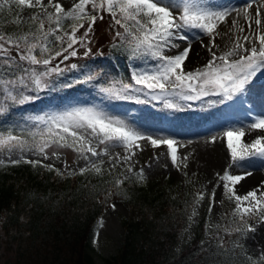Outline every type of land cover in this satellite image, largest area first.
Returning <instances> with one entry per match:
<instances>
[{
  "label": "rangeland",
  "instance_id": "rangeland-1",
  "mask_svg": "<svg viewBox=\"0 0 264 264\" xmlns=\"http://www.w3.org/2000/svg\"><path fill=\"white\" fill-rule=\"evenodd\" d=\"M206 1L211 0H199V3L203 4ZM57 2L68 10L78 0H57ZM156 2L163 6H169L173 16L179 22L178 18L182 15V8L173 5L180 4L182 0H156ZM44 3L47 4L48 0H44ZM13 4L14 0H7V2L6 0H0V8L11 7ZM13 9L16 10L15 7ZM38 11L36 8L19 6V9L16 10L18 15L14 18L15 26L10 35L18 37L30 31L35 32L38 22L33 23L31 17ZM49 11H52V9H49ZM260 12L264 13V9H261ZM94 14H97L98 17L102 15L103 19L98 18L94 26L92 25L93 28L85 40L86 47L81 46L79 43L75 44L73 49H69L68 52L64 53V56H68V59H64V56L55 58L60 60L55 63V66H58L61 71L59 74L52 73L45 78L44 82L48 85L46 89L39 93L33 92L30 90L33 87L31 81H26L29 88L26 89L23 86H19L14 90V94L23 92L28 96L38 95L39 99L35 102L15 104L11 100H7L3 94H0V102L7 105V110L0 115V123L2 120L8 121L11 127L7 128L6 131H1L2 128H0V135H7L11 132L14 135L21 136L27 142L23 151L19 148H14L11 152L7 149L0 150V162H2L0 165L14 163L17 160L20 163H24L23 161L25 160L40 161L35 167L51 165L52 170H59L65 177L79 176L81 169L88 168L89 170L83 172V174L88 179L87 188L89 190H102L104 188H109L111 191L114 190L113 194L109 192L110 190H107L108 195L105 197H107L109 204L107 202H104V204L108 206V209L97 224L93 235V255L99 264H103L107 258L115 256L122 248L124 241L122 222L129 216V192L122 186V183L118 184L117 181L126 180L128 184L132 185V188L138 187L140 189V186H144L152 192L153 197L160 196L162 199L171 198L181 201L182 208L179 210L181 217L183 219L185 217L188 218V224L183 231V242H190L198 234V227L205 215H207L208 221L207 236H211L223 222L222 202L226 197L231 196V193H228L224 187L228 182L221 179L226 172L234 176L243 177L240 183L232 186L236 195L243 196L255 190L259 197L260 193L264 192V159L253 157L234 164L227 148V139L223 136L224 131L228 129L233 127L246 128L247 125L253 122V120H238L234 117L238 112L247 115L248 110L244 108L245 103L241 99L238 101L239 96L231 101L222 100V97L219 96H207L201 100L184 101L177 95H169L161 100H151L148 96L138 94L141 100L148 101L146 103L109 98V95L101 91V89L112 88L115 90L122 83H126V81L122 82L120 79L122 76L120 70L118 71L117 69L116 72L118 80L109 82L100 72L91 73L84 68L89 65L90 61H94L91 60L93 57L107 61L108 56L105 55V50L112 45L118 44L119 39L127 33H125L124 28L115 24L112 16L106 11ZM143 19L141 17V20ZM244 19L247 25L244 28L246 30L245 33L254 34L251 35L254 39L250 46L245 47L250 48L251 44L255 43L258 48V36L263 31L261 27H257L255 32L254 28H249L248 20ZM17 21L19 22L17 23ZM73 23L84 24V27L80 28L76 33L78 38L82 37L89 27L87 20L65 21L63 31L58 32L57 35L63 36L64 32H70ZM129 26H132L131 22H129ZM48 27L49 25L46 23L45 28L47 29ZM111 29L116 32V38L111 36ZM197 31L194 34L195 38L199 36V39H210V36L199 30ZM118 32L121 33L120 36L117 35ZM137 34L139 35V33ZM51 37L49 36L48 39ZM54 43V46L50 48V53H47V55L54 56L57 51L66 48L67 37H65L63 44L57 40ZM184 47L185 45H182L179 49L182 51ZM167 48V46L163 48V55L165 56H173L180 52L179 49V51H171ZM88 49H91V52H88ZM230 49L232 48L227 49L226 52ZM72 50L77 52L75 57L70 56ZM224 53H218L216 56ZM211 55L206 56L197 65H191L186 59L184 70L187 72L202 69L212 59ZM241 55H244L242 51L229 59L235 61ZM127 60L131 65V74L145 71L149 73L155 72L162 63L150 53L141 51L133 54L130 46ZM221 63L219 60L216 61L217 65ZM72 65H76V67L73 68ZM38 66L40 67L35 69L38 73L52 68L45 69L43 65ZM55 66L53 65V67ZM12 70L13 68L6 69L4 67L3 74L10 77ZM21 75H25V73L23 72ZM89 75L95 78L86 83L80 82L84 81ZM68 85L71 86L69 87ZM169 91L171 92L172 89L169 88ZM176 91L178 92L179 89ZM263 92L264 70H261L258 71L245 94L259 96ZM240 96L243 97L244 95ZM165 101L177 104L179 108H169L166 106ZM76 107H94L102 110L111 118L122 120L128 127L153 139H174L177 149L176 162L173 163L170 150L166 145L154 148L148 140H141L138 141L140 148H133L132 151L135 155H132L118 143L103 145L99 144L98 139H91V137L89 139H91L92 146L101 153L98 156H92L91 153H87L88 159L85 160L79 153L70 148H59L53 145L46 150L47 158H45L43 154L35 150V145L39 142L40 136L36 135L33 137L30 134L36 133L44 127L43 125H38L35 118L62 113ZM12 108L17 110L18 113H14L8 119H5ZM260 118H264V116ZM247 131L262 132L260 130ZM213 138H215L214 143ZM105 148L108 150L107 155L103 154ZM199 150H204L208 161L217 164V166L210 168L202 164ZM54 152L57 155H53ZM93 163L100 167L101 171L99 173L91 168ZM141 170H143V180L138 176ZM213 193L215 194L214 198ZM201 196L203 199H200ZM55 197L57 198V196ZM250 204L254 206V202H243V206H249ZM235 208L237 209L236 200ZM179 211L176 213H179ZM248 223L255 226L254 232L242 231L240 238L231 240L230 244H213L204 261L213 262L214 264H229V261L226 260L236 253L241 254L245 258L252 257L253 262L264 256V223L260 222L258 218L249 220ZM5 261V257L0 258V264H6L7 262Z\"/></svg>",
  "mask_w": 264,
  "mask_h": 264
},
{
  "label": "snow or ice",
  "instance_id": "snow-or-ice-1",
  "mask_svg": "<svg viewBox=\"0 0 264 264\" xmlns=\"http://www.w3.org/2000/svg\"><path fill=\"white\" fill-rule=\"evenodd\" d=\"M14 3L17 6L39 10L31 17L33 23L38 22L35 32L30 31L18 37L0 33V94H3L7 100H11L15 104L35 102L39 99L38 95L28 96L23 92L14 94L15 89L19 86L27 89L29 85L26 81H31L33 87L30 90L39 93L48 87L44 82L45 78L52 73L59 74L61 69L55 66L38 73L35 69L23 68L22 65H19L16 56L12 55V49L16 50L20 61H25L29 65L42 64L47 67L53 59L64 56L65 52L73 49L75 44L79 43L81 46L86 47L85 40L92 30V25L96 23L98 18L103 19L102 15L98 17L94 13L104 11L110 14L115 24L124 28L125 33L132 38L130 47L133 54L143 51L162 61L155 72L134 73L132 76L134 84L122 83L115 90L102 88L101 91L107 93L109 98L134 100L137 103L148 102L140 99L138 94H142L150 97L151 100H161L169 95H177L184 101L201 100L207 96H219L222 97V100L231 101L235 97L245 94L258 71L264 70V33L258 36V48L255 43H252L250 48L244 47L237 39L232 49L220 56H216L213 52L212 59L202 69L194 71L186 72L184 70V62L191 51L190 43L178 54L173 56L163 55V48L168 45H171L172 48H180L179 44L172 43L173 39L188 40V37L180 32L181 29H199L202 33L213 37L214 40L213 34L218 24L224 22L233 11L242 13L248 20L249 27H251L252 16L249 10L253 6L252 0H249L242 8H225L223 10L210 9L200 4L199 0H182L180 4L173 5L182 8V15L178 18L179 22L173 16L169 6H163L156 0H78L68 10L57 0H48L47 4L44 3V0H14ZM49 9H52V11H49ZM261 9H264V4H260L255 13L257 26L261 24V19H259ZM141 17L144 19L141 20ZM83 20L88 21L89 27L82 37L78 38L76 33L84 27L83 23H73L70 32H64L63 36L57 35L58 32L63 31L65 21L77 22ZM129 22H131V27ZM46 23L49 25L47 29L45 28ZM233 26H236V21H233ZM240 31L243 32L244 29L240 28ZM117 35L120 36L121 33L118 32ZM49 36H55L61 44L65 42V37H67V47L57 51L54 56L40 59L36 54L37 49L40 50L41 55L50 53L48 47ZM253 39L250 36L243 37L245 43H251ZM213 47H215L214 43ZM208 50L212 51L211 48ZM241 51L244 55H241L238 60L231 61L229 59L238 55ZM88 52H91V49H88ZM76 55L75 50L70 52V56L75 57ZM64 59H68V56H64ZM217 60L222 63L217 65ZM4 66H7L8 69L19 66L23 68L25 75H21L17 79H7L2 75ZM72 67L75 68L76 65H72ZM94 78V76L89 75L84 81L80 82L86 83ZM169 88L172 89L171 92ZM177 89H179L178 92ZM165 103L169 108H179V105L170 101H165ZM6 110L7 105L0 102V115ZM35 119L38 125L44 127L39 129L38 132L30 134L33 137L40 136L39 142L35 145V150L43 154L45 158H47L46 150L55 145L59 148H70L87 160V153H91L92 156L101 154L91 143V139H98L99 144L103 145L118 143L132 155H135L132 151L133 148H140L138 141L148 140L154 148L166 145L170 150L173 163L177 159L176 141L174 139H153L145 136L128 127L124 121L113 119L102 110L94 107H76L69 111L36 117ZM246 129L264 131V118L254 117L253 122L247 125L246 128L233 127L224 131L223 136L227 139V148L234 164L253 157L264 159V135L258 136L251 143H245L243 137L246 134ZM214 142L215 138H213ZM26 144L27 142L21 136L14 135L11 132L7 135H0V150L7 149L11 152L12 149L19 148L23 151ZM103 154H108L107 148L104 149ZM53 155L57 154L54 152ZM23 162L33 165L40 163V161L32 160ZM14 163H20V161L17 160ZM44 167L52 170L51 165H44ZM91 168L97 173L101 171L95 163L91 165ZM88 170V168L81 169V174ZM56 171L58 175L62 174L59 170ZM138 176L141 180L144 179L143 170L138 173ZM221 179L228 182L224 187L228 193H231L229 198L236 200V212L244 224L243 229H236V231L254 232L255 226L249 224L245 217L251 219L256 216L260 222L264 223V192H261L259 197L255 190L239 196L236 195L232 186L240 183L243 177L226 172ZM117 183L121 184L123 181H117ZM214 196L213 193V198ZM200 199H203V197L201 196ZM245 201L254 202V206L252 204L243 206ZM248 259L252 260V257H248ZM254 264H264V256L258 258Z\"/></svg>",
  "mask_w": 264,
  "mask_h": 264
},
{
  "label": "trees",
  "instance_id": "trees-1",
  "mask_svg": "<svg viewBox=\"0 0 264 264\" xmlns=\"http://www.w3.org/2000/svg\"><path fill=\"white\" fill-rule=\"evenodd\" d=\"M13 7L19 9L15 3L0 8V33L5 35H10L15 26L14 18L18 13ZM119 40L118 44L105 50L107 61L94 58L84 69L100 72L110 82L118 80L116 69L119 68L124 82L132 83L127 62L132 38L126 34ZM55 41V36L48 39L49 49ZM36 54L40 59L51 56L41 55L39 49ZM12 55L24 68L40 67L20 61L15 49ZM57 60L53 59L45 69L55 66L60 61ZM11 72L10 77L2 75L17 79L23 69L16 66ZM14 113L18 111L10 109L5 119ZM0 128L6 131L11 127L8 121L2 120ZM87 185L85 174L65 177L58 175L56 170L29 163L0 165V258L5 257L6 264H99L93 255V235L108 209L104 204L109 202L105 197L107 190L111 194L114 190H89ZM122 186L129 192V216L122 222L124 241L118 253L103 264H214L204 261L210 247L230 244L242 234V231H236L243 229L244 224L236 213L233 198L223 200V222L215 233L207 236L205 215L198 234L190 242H183L188 218L181 217V201L153 197L146 187L132 188L126 180ZM255 218L245 217L247 222ZM226 261L229 264H254L239 253Z\"/></svg>",
  "mask_w": 264,
  "mask_h": 264
},
{
  "label": "bare ground",
  "instance_id": "bare-ground-1",
  "mask_svg": "<svg viewBox=\"0 0 264 264\" xmlns=\"http://www.w3.org/2000/svg\"><path fill=\"white\" fill-rule=\"evenodd\" d=\"M249 0H211L206 1L202 5L206 6L210 9L214 10H223L225 8H242L244 7ZM253 6L249 10L250 15L252 16L251 20V27L254 28V31L256 32L257 27H261L263 33H264V13L260 12L261 24L259 26L255 23V13L257 11V8L260 4H264V0H252ZM244 15L242 13H237L233 11L224 22L219 23L215 33L213 34V37H210V39H199V36L195 38L194 34H196L195 31L199 29H181L180 32L188 37L187 42H183L180 40L173 39L172 43L179 44L180 47L182 45L187 46L189 43L191 44V51L189 53V56L187 58L188 62L191 65H197L198 63H201L206 56L209 54H215L226 52L227 49L233 48L236 40L239 39L240 42L245 46H250V43H245L243 40L244 36H250L254 35L251 33H245L246 30L243 32L240 31V28L247 27L246 20L244 19ZM233 21H236V26H233ZM249 23V22H248ZM250 28V27H249ZM195 30V31H194ZM200 31V30H199ZM198 32V31H197ZM256 41V40H255ZM213 43L215 44V47H213ZM252 45V44H251ZM169 50H178L177 48H172L171 45L167 46ZM211 48L212 51H209L208 49ZM180 50V49H179ZM178 50V51H179ZM168 51V50H167ZM181 51V50H180ZM212 56V55H211ZM249 87V86H248ZM251 88V87H250ZM244 96H240L238 98L242 100L246 104L244 108H247L248 113L247 115L243 114L242 112H238V114H235L234 117L238 120H246L250 121L253 120L254 117H262L264 116V92L260 93L259 96L254 94H243ZM235 122L238 123L237 120ZM264 135V131L261 133L247 131L246 134L243 137V141L245 143H251L255 138L258 136ZM206 152L204 150H199V157L201 159L202 164L206 165L210 168H215L217 164L211 163L208 161V158H206ZM216 165V166H215Z\"/></svg>",
  "mask_w": 264,
  "mask_h": 264
}]
</instances>
